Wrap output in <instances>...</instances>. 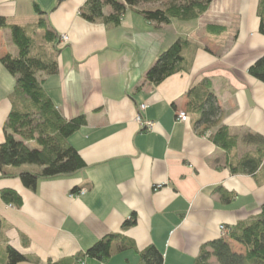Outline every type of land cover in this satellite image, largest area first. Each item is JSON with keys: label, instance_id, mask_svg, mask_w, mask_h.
Here are the masks:
<instances>
[{"label": "crops", "instance_id": "0c3cea01", "mask_svg": "<svg viewBox=\"0 0 264 264\" xmlns=\"http://www.w3.org/2000/svg\"><path fill=\"white\" fill-rule=\"evenodd\" d=\"M86 1L0 0V16L32 38L31 53L56 58L58 71L42 75L56 109L67 119L86 117L68 138L85 163L82 170L40 179L34 190L18 174L40 167H7L11 177H1L0 171V190L13 189L22 198L19 207L0 203V262L6 244L28 256L18 264L75 258L84 264H137L139 252L154 245L163 264H192L207 243L220 237L219 225L230 229L258 214L264 203V168L253 174L230 168L257 151L244 140L248 133L264 138V83L248 72L264 54L259 0H213L196 19L159 26L130 8L118 25L89 22L80 15ZM104 12L109 15L110 7ZM41 17L58 35L57 43L43 40ZM36 28L42 34L33 38L28 30ZM62 35L68 39L62 41ZM178 38L189 41L183 49L186 69L159 84L148 82L147 70ZM6 54H18L9 27L0 29V58ZM205 78L221 115L215 127L200 133L187 91ZM15 82L0 61V143ZM141 104H147L144 120L154 122L148 131L135 120ZM179 111L187 121L177 118ZM222 126L235 136L232 149L211 140ZM133 215L135 224L123 227ZM109 234L125 236L134 247L106 260L84 257ZM229 243L243 253L242 246Z\"/></svg>", "mask_w": 264, "mask_h": 264}, {"label": "trees", "instance_id": "16d2710c", "mask_svg": "<svg viewBox=\"0 0 264 264\" xmlns=\"http://www.w3.org/2000/svg\"><path fill=\"white\" fill-rule=\"evenodd\" d=\"M213 0H87L80 9V15L89 22L101 20L104 23L118 25L127 8L143 15L148 21L170 24L173 19L188 21L198 18L207 10ZM159 3L154 8H141L140 4ZM110 7L106 15L104 9ZM35 12H43L37 4ZM259 18L258 31L264 36V0L257 5ZM11 29L12 39L18 47V54H6L0 58L1 63L15 77L12 108L4 126V140L0 143L1 177H11L7 167L35 165L38 172L21 171L18 175L22 184L34 190L40 179L54 178L73 174L82 170L85 163L68 138L86 123L84 115L64 118L45 93L42 75L55 74L58 71L56 58L31 53L33 40L25 30L17 25L9 26L0 16V29ZM38 27L43 28V40L57 43L58 35L48 28L44 18H40ZM186 38L176 39L162 51L145 73V79L152 84H159L168 76L186 69L188 62L183 56V49L188 45ZM249 74L264 83V54L257 58L248 68ZM188 107L199 115L196 129L203 133L217 125L221 115L216 95L210 89L208 79L201 80L187 91ZM211 140L225 149H232L235 136L229 134L228 128L219 127L210 135ZM248 144L256 145V152L247 153L235 160L230 166L233 173L253 174L264 168V138L258 134L248 133L244 139ZM34 144L35 147L31 146ZM80 192V191H78ZM72 194V193H71ZM74 194H77L74 192ZM81 194V193H79ZM229 196V194L226 193ZM76 196V195H75ZM226 198V197H225ZM0 203L19 207L22 198L13 189L0 190ZM133 215L123 223V227L135 224ZM3 218L0 216V229ZM243 247V253L232 250L229 241ZM134 247L133 242L120 234H109L89 247L84 257L106 260L115 252H122ZM5 260L0 264H18L28 261V256L6 244ZM211 258L215 259L213 263ZM76 258L54 264H81ZM137 264H163V255L154 245L139 252ZM192 264H264V203L255 216L238 222L230 228L227 237H218L207 243Z\"/></svg>", "mask_w": 264, "mask_h": 264}, {"label": "built area", "instance_id": "2783aa9c", "mask_svg": "<svg viewBox=\"0 0 264 264\" xmlns=\"http://www.w3.org/2000/svg\"><path fill=\"white\" fill-rule=\"evenodd\" d=\"M68 38L66 35H62L61 36V40L62 41H66ZM147 107V104H141L139 106V112L137 113L136 115V122L138 123V125L143 129V130H151L153 128V125H154V122L150 121V120H144V118L142 117V114L141 112L143 110H145ZM177 118L184 122V121H187L188 119V116L187 114L184 112V111H179L178 114H177ZM85 190H80V193H83ZM76 194L72 193L70 196L74 197ZM230 232V229H228L224 224H221L219 225V234H220V237H227L228 234ZM81 264H84V262H81Z\"/></svg>", "mask_w": 264, "mask_h": 264}, {"label": "rangeland", "instance_id": "374dc122", "mask_svg": "<svg viewBox=\"0 0 264 264\" xmlns=\"http://www.w3.org/2000/svg\"><path fill=\"white\" fill-rule=\"evenodd\" d=\"M159 5V3L157 4V3H145V4H140L139 5V9H141V8H154L155 6H158ZM29 31V34L30 35H32L33 36V38H35L37 35H39L40 34V37H41V34H42V30H40V29H35V30H33V29H29L28 30ZM34 35H36V36H34ZM42 40V39H41ZM167 46H168V44H166ZM166 46V47H167ZM166 49V48H165ZM33 144V143H32ZM33 147H35V145H33ZM229 235V234H228Z\"/></svg>", "mask_w": 264, "mask_h": 264}]
</instances>
